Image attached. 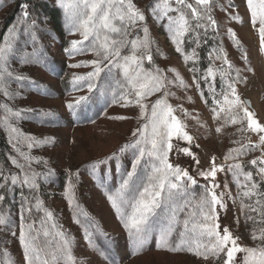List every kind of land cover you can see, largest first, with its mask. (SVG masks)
<instances>
[{
  "label": "snow or ice",
  "instance_id": "obj_1",
  "mask_svg": "<svg viewBox=\"0 0 264 264\" xmlns=\"http://www.w3.org/2000/svg\"><path fill=\"white\" fill-rule=\"evenodd\" d=\"M54 2L62 12L67 34L79 36L70 40L64 49L68 59L92 56L91 60L68 65L90 70L84 74L72 73L71 91L85 94L73 96L66 102V111L78 119L79 111L96 101L103 102L105 112L113 106L138 110L139 123L131 133L132 138L108 158L111 166L121 155L131 153L128 165L117 164L118 187L114 191L107 190V199L121 222L131 255L144 251L149 235L158 223H163L158 248L189 253L202 264H264V123L257 119L238 91V85H246L247 78L241 75L244 69L235 68L228 58L222 42L214 43L208 53L210 63L203 73L197 66L201 59L198 49L220 36L222 24L244 22L238 6L226 0L221 7L225 19L218 21L214 16L216 0H149L143 7L134 0ZM244 2L248 23L258 34L259 51L264 53V0ZM31 7L25 0L20 5V19L0 36V132L6 135L10 146L4 158L5 166L0 167V228L17 227L25 264H76L72 237L58 228L55 213L41 198L42 186H51L57 174L47 160L31 154L33 149L54 147L56 138L54 135L38 138L25 133L21 127L28 120H35L41 126L58 123L57 114L16 104L30 89L45 97L50 95L27 74L30 67L46 66L48 62L47 56L37 50L38 33L43 28L39 14L33 15ZM149 17L167 32L175 51L188 66L192 83L209 108L215 134H222L229 126L240 134L239 139L232 141L235 146L227 150L219 163L216 156H212L206 166L202 163L194 151L200 145L195 143L196 138L188 131L185 121L193 119L200 128L209 125L199 116H192L182 105L170 103V98L175 97L173 88L186 92L189 86L174 69L164 70L155 64L154 48L157 54L159 48L150 35ZM224 34L237 50L241 49L232 27H226ZM186 46H190V50ZM241 59L245 69L251 71L247 53L242 52ZM216 61L220 62V67L215 66ZM217 76L219 89L215 83ZM187 101L191 102V98ZM178 111L183 119L176 115ZM109 118L128 119L124 115ZM257 151L258 156L245 159ZM173 152L189 158V167L172 162L170 154ZM102 163H93L91 169L95 171ZM221 172L231 175L235 196L228 183L217 182ZM78 178L79 172H69L63 189V197L73 212V222L83 228L86 245L97 252L100 264H123L118 242H114L115 247L110 242L97 248L93 239L97 226L77 198ZM110 179L101 176V187H106ZM197 188L201 189L199 193ZM10 196L13 200L19 196L15 218L11 211L5 212L3 208ZM229 200L233 205L239 201L240 216L246 225L249 222L253 225L249 231L252 245L242 244V236L221 224L220 214L227 213ZM37 219L45 237L51 234L47 225L55 231L58 239L55 247L41 249L38 246L33 235L38 231L34 226ZM235 223L239 225V216ZM174 233L178 240H171Z\"/></svg>",
  "mask_w": 264,
  "mask_h": 264
},
{
  "label": "rangeland",
  "instance_id": "obj_2",
  "mask_svg": "<svg viewBox=\"0 0 264 264\" xmlns=\"http://www.w3.org/2000/svg\"><path fill=\"white\" fill-rule=\"evenodd\" d=\"M27 2L32 6L30 11L33 12V15L39 14L43 31L38 33L37 50L45 54L48 61L46 66L30 67L27 74L42 84L50 95L45 97L38 94L35 89H30L26 91L25 98L17 101L16 104L19 107H31L43 111L52 110L57 114L58 123H48L41 126L35 120H28L23 122L21 127L25 133L35 135L38 138L49 135H54L56 138L54 147L45 146L33 149L31 154L42 160H47L57 174L52 178L54 183H51V186L48 184L42 186L41 198L46 206L55 213L58 228H63L72 237V252L76 264H100L101 258L94 249L86 245L83 238V228L73 222V212L69 209L63 197V189L69 172H79L77 198L81 208L88 213L97 226L98 231L93 237L97 248H103L110 242H113V247H115L114 242H118L123 264H202L200 260L189 253L171 252L163 246L157 247L159 232L160 228L164 226L163 223H158L149 235L144 251L137 255H131L132 249L128 245L121 222L107 199V190L114 191L118 187L116 182L117 164L120 167L128 165L131 153L121 155L119 161H113L111 166L108 163V158L132 138L131 133L138 127L139 123L136 119L138 110L113 106L107 108L105 112L103 102L96 101L87 109H81L78 119L72 117L66 111L65 103L71 101L73 96L84 95L85 93H73L69 80L72 73L84 74L90 69H74L68 67V65L77 61L91 60L92 56L82 55L75 57L73 60L68 59L64 49L68 46L70 40L79 39V36L67 34L62 12L56 7L54 0H27ZM134 2L143 7L149 0H134ZM232 2L238 6L237 11L244 22L222 24L220 36L216 37L215 41L211 39L208 41L210 47L206 50V57L205 59L201 57L197 66L203 73L210 63L208 53L212 50L214 43L218 45L222 42L228 58L235 68L244 69L241 75L247 78L246 85H238V91L241 93L242 98L248 101L251 110L256 113L257 119L264 123V53L259 51L258 34L248 23L244 0H232ZM23 3H25V0H0V36L20 19V5ZM225 4L226 0H216L217 6L214 10V16L218 21H224L225 19V13L221 10V7ZM148 25L151 38L159 48L158 54L154 48L155 64L164 70L174 69L189 86L186 92L179 88H173L172 91L175 92V97L170 98V103L173 106L182 105L192 116H199L202 122L209 125L208 128H200L193 119L185 121L188 125V131L196 138L195 143L200 145L199 148H194V151L199 154L205 166L212 156L217 157L218 163L221 162L227 150L235 146L232 141L239 139L240 134L236 132L233 126L227 127L222 134H215L209 108L201 100L196 86L192 83V74L188 71V66L185 65L182 56L175 51L167 32L159 24H156L151 17L148 19ZM228 26L236 31L241 44L240 50H237L232 41L224 34ZM186 47L190 50V46ZM242 52L247 53L248 66H250L251 71L245 69L244 61L241 59ZM215 66L220 67V62L216 61ZM168 75L171 77L172 73H168ZM215 83L217 89H219V76H217ZM201 84L202 87L207 88L203 81H201ZM205 94H207V91H205ZM188 97L191 98V102L187 101ZM209 104H211V100H209ZM119 115L127 116L128 119L109 118ZM176 115L183 119L181 112L178 111ZM0 139L3 140V144H0V167H4V158L8 156L10 146L6 135L2 132H0ZM180 143L183 144V142ZM259 154L258 151L251 153L245 159L250 160ZM170 160L183 167H189L191 163L189 158L184 157L182 154L177 155L175 152L170 154ZM97 161L103 163L93 171L91 165ZM248 167L251 168L252 166L248 165ZM101 176L111 178L106 187L100 185L99 178ZM217 182L221 185L228 183L229 190L235 196L236 188L232 183L230 174L219 173ZM200 183L203 184L204 181L201 180ZM200 191V188L196 189L197 193ZM18 200L19 196L15 200L10 196L8 203L3 205L5 212H12L13 218H15L18 208ZM239 209V201L233 205L232 201L229 200L228 211L220 214V222L223 226H229L235 235L242 236V244L252 245L249 231L253 225L251 222L245 224L244 218L240 216ZM238 216L240 217V223L237 226L235 220ZM34 226L38 230L33 233L36 236L38 246L41 249L55 247L58 239L55 236V231L51 230V226L47 225L51 231L48 237L43 235L41 223L38 219L34 222ZM178 239V236L174 233L171 240ZM39 255L41 260L45 258L43 252ZM0 264H25L23 249L18 239V229L15 226L11 227L10 230L0 228Z\"/></svg>",
  "mask_w": 264,
  "mask_h": 264
},
{
  "label": "trees",
  "instance_id": "obj_3",
  "mask_svg": "<svg viewBox=\"0 0 264 264\" xmlns=\"http://www.w3.org/2000/svg\"><path fill=\"white\" fill-rule=\"evenodd\" d=\"M209 47H210V42H208L207 44L202 45L201 48L199 49V53H200V56H201L202 58L205 59V57H206V50H207ZM0 144H3V140H2V139H0Z\"/></svg>",
  "mask_w": 264,
  "mask_h": 264
}]
</instances>
